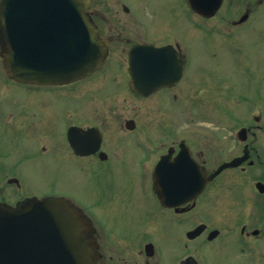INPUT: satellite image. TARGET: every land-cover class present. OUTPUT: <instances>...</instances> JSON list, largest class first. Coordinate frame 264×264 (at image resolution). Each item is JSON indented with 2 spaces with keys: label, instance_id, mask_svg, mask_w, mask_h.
<instances>
[{
  "label": "flooded vegetation",
  "instance_id": "1",
  "mask_svg": "<svg viewBox=\"0 0 264 264\" xmlns=\"http://www.w3.org/2000/svg\"><path fill=\"white\" fill-rule=\"evenodd\" d=\"M136 1L91 0L93 21L108 43L104 64L78 81L34 86L77 94L61 105V115L47 103L0 107V140H8L0 149V204L20 210L59 197L76 206L91 224L88 235L94 241L96 264H264L263 108L252 115L248 110L243 119L230 107L227 113L234 126L222 130L213 125L208 132L200 129L192 135L181 126L184 132L171 127L170 115L162 122L155 116L147 121L143 114L151 99L161 106L159 97L170 101L164 111L194 104L186 92L196 91L193 87L200 83L189 76V55L179 39L185 25L201 33L204 23H212L235 43L237 30L257 18L264 0H203L208 8L218 7L212 18L197 14L188 0H173L169 18L179 22V34L156 25L157 10ZM138 45L172 46L170 54L185 59L181 80L147 96L134 92L129 54ZM0 81L16 83L6 75ZM87 89L102 91L100 100L87 99ZM134 101L138 107L130 110L127 105L133 107ZM233 122L228 119L226 124ZM154 125L161 126L159 136L148 132ZM242 157L238 167L212 177L222 164ZM165 159L169 162L164 171L157 173ZM98 171L110 178L114 172L133 177L138 171L141 179L134 184L126 179V186L102 185L86 209L69 179L75 183L76 177L86 179Z\"/></svg>",
  "mask_w": 264,
  "mask_h": 264
},
{
  "label": "water",
  "instance_id": "2",
  "mask_svg": "<svg viewBox=\"0 0 264 264\" xmlns=\"http://www.w3.org/2000/svg\"><path fill=\"white\" fill-rule=\"evenodd\" d=\"M189 4L205 17L217 9H203L196 0ZM90 14V0H0L1 41L6 45L1 56L8 76L31 84L67 82L100 68L107 44ZM130 71L132 88L146 94L177 81L181 64L176 66L168 48L145 46L132 51ZM151 74L156 76L154 86L148 80ZM140 83L146 86L140 89ZM241 160L223 165L216 174ZM176 161L177 166L180 158ZM166 165L161 162L157 171L162 173ZM88 230L80 213L61 198L20 210L0 205V264H95Z\"/></svg>",
  "mask_w": 264,
  "mask_h": 264
},
{
  "label": "rangeland",
  "instance_id": "3",
  "mask_svg": "<svg viewBox=\"0 0 264 264\" xmlns=\"http://www.w3.org/2000/svg\"><path fill=\"white\" fill-rule=\"evenodd\" d=\"M142 2L149 3L157 10L156 25L157 22L161 23L171 34L173 32L178 33L179 28L176 24H179V22H171L170 13L168 12V7L174 3L173 0H139L135 3L139 5ZM151 23L153 24L154 22L151 21ZM202 31L203 33H199L194 28L185 25L179 38L183 42V48L189 55L191 63L189 76L195 81L198 79L200 83L196 86L197 88L193 87L194 90L197 89L196 91H192L189 88L190 90L186 92V99H191L194 104L186 102L187 108L183 107L177 111H169L168 108V110L164 111V108L170 104L168 99L159 97L161 98L162 107L157 106L154 99H151L143 106V114L148 116L147 121L150 116H155L160 117V121L163 122L165 120L163 118L164 115H170L171 127L176 126V130H181V126L182 130L185 129L187 135H192L200 129L208 132V130L213 129V125L222 130H224L223 127L234 126L236 123L228 117L227 113L230 107L231 110L233 109L234 115L243 119L246 118L248 110L251 115L258 107L264 110V9L259 12V15L252 23L237 30L236 36L238 39H236L235 43H230L229 33L226 30H217L216 27L212 26V23L203 25ZM148 37H150L149 33ZM2 67L0 58V71H2ZM3 73L2 71L0 79L4 77L5 73ZM0 83L3 85L0 87L1 108L24 105L35 106L37 103H42L43 105L47 103L52 106L56 114L61 115L63 110L61 105L68 102V100L76 99L77 95H63L60 92L53 93L45 89L37 90L33 86H24L13 82L9 83L8 81H0ZM88 85L90 86L91 83L85 86ZM175 93L177 92L175 91ZM195 94L199 96L194 98ZM101 95L102 91L87 89L85 97L89 100H100ZM163 96H168V94L164 93ZM131 105L133 107L127 105L130 110L138 104L134 101ZM137 107L133 110L137 109ZM175 107L179 108L180 105L176 104ZM120 114L123 117H128L125 112ZM214 116H217L218 119H213ZM228 119L229 122L233 123L226 124ZM215 120H218V122ZM247 124L245 123L244 125ZM160 127L158 125L151 126L148 130L150 136H159L158 134H161ZM182 130L181 132H184ZM7 141L4 139L0 140V149L7 145ZM135 173L137 174L133 177L130 174L126 177L122 173L114 172L113 177L110 178L103 172L98 171L97 176L91 175L89 178L80 180L76 177L75 183L70 178L69 182L75 190L74 192H79L81 196L79 203L87 209L92 202V198L102 192V185L114 183L116 186H126L129 183L125 182L126 179L133 180V184L138 183L141 179V174L138 171ZM229 174L231 173H227L226 176ZM40 176L50 179V176L42 174ZM0 190L4 189L0 187Z\"/></svg>",
  "mask_w": 264,
  "mask_h": 264
}]
</instances>
